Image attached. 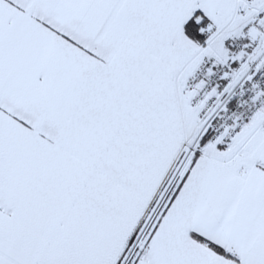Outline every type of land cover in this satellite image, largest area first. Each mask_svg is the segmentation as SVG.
I'll use <instances>...</instances> for the list:
<instances>
[{"label": "snow or ice", "instance_id": "6c2138e0", "mask_svg": "<svg viewBox=\"0 0 264 264\" xmlns=\"http://www.w3.org/2000/svg\"><path fill=\"white\" fill-rule=\"evenodd\" d=\"M0 264H264V0H0Z\"/></svg>", "mask_w": 264, "mask_h": 264}]
</instances>
